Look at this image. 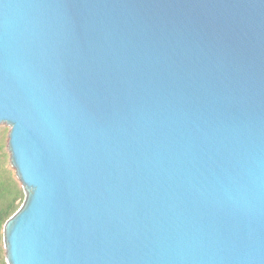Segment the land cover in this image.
Returning a JSON list of instances; mask_svg holds the SVG:
<instances>
[{
    "label": "water",
    "instance_id": "water-1",
    "mask_svg": "<svg viewBox=\"0 0 264 264\" xmlns=\"http://www.w3.org/2000/svg\"><path fill=\"white\" fill-rule=\"evenodd\" d=\"M2 124L7 264H264V0H0Z\"/></svg>",
    "mask_w": 264,
    "mask_h": 264
},
{
    "label": "trees",
    "instance_id": "trees-1",
    "mask_svg": "<svg viewBox=\"0 0 264 264\" xmlns=\"http://www.w3.org/2000/svg\"><path fill=\"white\" fill-rule=\"evenodd\" d=\"M6 136V130L0 129V264H7L3 241L4 225L17 212L25 198L15 171L9 166Z\"/></svg>",
    "mask_w": 264,
    "mask_h": 264
},
{
    "label": "rangeland",
    "instance_id": "rangeland-1",
    "mask_svg": "<svg viewBox=\"0 0 264 264\" xmlns=\"http://www.w3.org/2000/svg\"><path fill=\"white\" fill-rule=\"evenodd\" d=\"M0 129H4V130H6V132H7V141H8V134H9V127L7 126V125H5V124H2V125H0ZM6 150H7V152H8V149H7V147H6ZM8 154H9V152H8ZM9 161H10V156H9ZM9 166H11V163H9ZM12 167V166H11ZM13 169V168H12Z\"/></svg>",
    "mask_w": 264,
    "mask_h": 264
}]
</instances>
